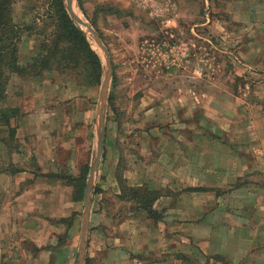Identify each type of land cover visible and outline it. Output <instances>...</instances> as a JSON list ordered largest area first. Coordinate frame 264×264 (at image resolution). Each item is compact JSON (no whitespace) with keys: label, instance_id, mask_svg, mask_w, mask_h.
<instances>
[{"label":"rangeland","instance_id":"374dc122","mask_svg":"<svg viewBox=\"0 0 264 264\" xmlns=\"http://www.w3.org/2000/svg\"><path fill=\"white\" fill-rule=\"evenodd\" d=\"M39 1L11 0L14 22H26ZM157 1L159 17L132 0L64 1L101 60L98 86L85 84L79 69L9 77L0 120L3 113L11 116L10 104L30 107L38 118L32 160L20 166L29 175L21 191H48L54 196L51 209L61 216L43 219L41 208L31 220L24 215L17 241L35 256L53 247L55 264H78L82 243V264H105L108 242L136 219L170 251L147 257L154 262L230 264L205 254L210 243L257 249L264 264V0ZM44 28L21 36L20 65L37 56ZM17 96V103L9 101ZM5 135L0 130V144L13 148ZM100 137L82 240L84 197ZM37 165L32 174L39 187H32L28 166ZM50 174L75 178L76 185L50 180ZM80 184L82 201L67 204ZM128 189L158 194L152 208L162 219L148 218ZM177 206L183 215L175 218L170 210ZM45 235L54 246L41 244ZM36 239L44 246L37 249ZM129 241L120 242L121 252Z\"/></svg>","mask_w":264,"mask_h":264},{"label":"crops","instance_id":"0c3cea01","mask_svg":"<svg viewBox=\"0 0 264 264\" xmlns=\"http://www.w3.org/2000/svg\"><path fill=\"white\" fill-rule=\"evenodd\" d=\"M260 24L261 23H259V25ZM260 28H263V31L261 32L259 30V34L264 35V27L262 26ZM18 97L20 96L15 98L11 97V99L14 100L9 101H19ZM9 108L14 110V116L8 119V122L0 121V130L6 133V138L12 140L15 144L13 148L3 147V144H0V264H55V261H53L55 250L53 247L45 248L35 256L34 252L26 251V248H23L21 242L17 241V237L21 235V231L18 229L21 226L20 221L23 220L24 215L28 216L27 220H31L35 217V212L38 214L41 212V208L42 211L46 213H43V219L60 218L61 216H57L55 210L51 209L50 204L53 202L54 196L48 191L43 190L42 193L37 196H34L35 194L24 195L21 191L24 176L28 177L29 175L25 173L20 166H23V161H25V159L27 161L32 160L34 154L31 147V142L33 140L32 134L36 130L34 125H37L38 118L35 116L37 112H34L30 107L10 104ZM18 113L19 121L16 119ZM9 129L14 133L13 138L8 136L10 133ZM2 140L3 139H1V141ZM28 167L31 170L29 174L31 175L32 183H34L32 172L35 169H39V165H37L36 168H34V166ZM37 181L32 187H39ZM48 185L49 184H47V186ZM41 198L43 201H40ZM71 201V199L68 200L67 204L69 203V205H71ZM24 210L25 213H23ZM181 210H183L181 206H177L170 210V214H173V216L177 218L179 215H183ZM120 228L124 231H121V235L117 238L113 237L111 242H108L109 246L112 244L111 248L105 247L103 251V263L125 264L126 257H129L131 258L129 264H160L147 259V257H151L156 252H161V254L170 253L169 250L161 249L157 245V237L152 230L141 229L139 220L135 219L125 222ZM48 233L52 235L50 232ZM48 233L47 235H49ZM121 236L124 237V239H121ZM7 240L12 241V243L7 244ZM42 240L44 242L41 244L47 242L46 244L54 246L53 241H50V237L45 235V238ZM124 240H130L131 243L129 241L128 244L130 245L121 252L120 242ZM31 241L33 242V238H31ZM116 242L118 243L116 244ZM35 246L39 249L44 245H40L36 239ZM180 252L183 253L186 251L181 250ZM205 254H208V256L219 255L228 259L230 264H259V250L257 249L246 250L236 248L229 250L225 247L223 249L216 248L209 243ZM131 255L134 256L135 259H133ZM40 256H42L45 261H40ZM175 264H180V262L176 261Z\"/></svg>","mask_w":264,"mask_h":264},{"label":"trees","instance_id":"16d2710c","mask_svg":"<svg viewBox=\"0 0 264 264\" xmlns=\"http://www.w3.org/2000/svg\"><path fill=\"white\" fill-rule=\"evenodd\" d=\"M65 0H40L38 6H33L34 13L26 22L17 24L12 15L11 0H0V100L6 96V88L9 77L33 78L42 71H72L79 69L84 75L85 84L98 86L102 75V63L93 50L87 36L80 31L66 12ZM38 25H42L41 43L37 56L32 57L25 65L18 62V44L23 34L34 31ZM50 29V30H49ZM49 30V31H48ZM27 75V76H26ZM11 116L1 115L2 122L14 116V110H10ZM13 113V115H12ZM87 172L85 167L83 178ZM49 179L66 181L75 187V178L62 177L59 174L46 175ZM82 183V182H81ZM80 193H73L74 202L83 199V184H80ZM132 197L136 199L140 209H143L148 218L154 222L162 219L161 213L155 211L152 206L159 195L146 189H128ZM215 258L220 260V256Z\"/></svg>","mask_w":264,"mask_h":264},{"label":"water","instance_id":"95a60500","mask_svg":"<svg viewBox=\"0 0 264 264\" xmlns=\"http://www.w3.org/2000/svg\"><path fill=\"white\" fill-rule=\"evenodd\" d=\"M66 11L69 15V17L71 18L72 21L74 22H77L78 24L82 25L83 23L75 18V16L72 14L71 10L69 7L66 8ZM91 36L95 42V44L101 49V51L103 52V54L105 55L106 57V54L104 52V48L101 46L100 44V41L98 39V37L94 34L93 31H91ZM107 66V70L110 69V64L109 62H107L106 64ZM105 69V67L103 68ZM105 75H107V71L105 73ZM100 127H101V132L103 131V117L101 116L100 118ZM101 142H102V138L100 137L99 138V141H98V146H97V154H96V159H95V164L91 167V170H90V178L88 179V182H87V189H86V193H85V197H84V219H83V227H82V240H83V237H84V234L85 231H86V228H87V223H88V219H89V199H88V188H89V185L91 184V180H92V175H93V171L96 167V163H97V160H98V156L100 154V149H101ZM83 256H84V248H83V245L82 243L80 244V252H79V258H78V264H82V260H83Z\"/></svg>","mask_w":264,"mask_h":264},{"label":"built area","instance_id":"2783aa9c","mask_svg":"<svg viewBox=\"0 0 264 264\" xmlns=\"http://www.w3.org/2000/svg\"><path fill=\"white\" fill-rule=\"evenodd\" d=\"M139 8L153 17H159L161 7L157 0H132Z\"/></svg>","mask_w":264,"mask_h":264}]
</instances>
